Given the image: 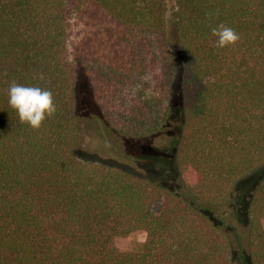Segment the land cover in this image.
I'll return each mask as SVG.
<instances>
[{
    "label": "trees",
    "instance_id": "16d2710c",
    "mask_svg": "<svg viewBox=\"0 0 264 264\" xmlns=\"http://www.w3.org/2000/svg\"><path fill=\"white\" fill-rule=\"evenodd\" d=\"M221 23L240 36L223 49ZM80 73L130 139L160 134L180 97L177 186L87 156ZM13 82L52 93L39 129L9 106ZM263 165L264 0H0V264H264V175L245 242L223 209ZM137 230L141 251L115 246Z\"/></svg>",
    "mask_w": 264,
    "mask_h": 264
},
{
    "label": "rangeland",
    "instance_id": "374dc122",
    "mask_svg": "<svg viewBox=\"0 0 264 264\" xmlns=\"http://www.w3.org/2000/svg\"><path fill=\"white\" fill-rule=\"evenodd\" d=\"M78 120L81 141L87 156L97 162L177 186L173 163V148L182 127L180 97L174 94L171 111L164 130L153 137L130 139L109 130L101 111L94 102L88 82L80 73L77 81ZM264 175V165L237 180L223 208L226 219L246 241V207L257 181ZM161 204L155 208L159 209ZM146 240L142 230L114 238L122 251L139 252Z\"/></svg>",
    "mask_w": 264,
    "mask_h": 264
},
{
    "label": "clouds",
    "instance_id": "9594fccd",
    "mask_svg": "<svg viewBox=\"0 0 264 264\" xmlns=\"http://www.w3.org/2000/svg\"><path fill=\"white\" fill-rule=\"evenodd\" d=\"M211 34L216 37L215 44L220 49L234 45L240 39L233 28L223 23L212 28ZM8 104L16 110L20 123L27 124L33 129H39L42 122L56 111L50 91L15 82L10 84L8 89Z\"/></svg>",
    "mask_w": 264,
    "mask_h": 264
}]
</instances>
